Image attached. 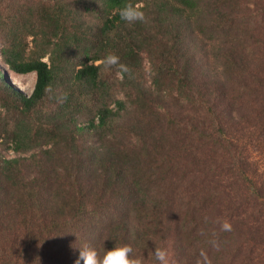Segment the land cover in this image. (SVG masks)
Wrapping results in <instances>:
<instances>
[{
    "label": "trees",
    "instance_id": "1",
    "mask_svg": "<svg viewBox=\"0 0 264 264\" xmlns=\"http://www.w3.org/2000/svg\"><path fill=\"white\" fill-rule=\"evenodd\" d=\"M0 62V264H264V0H0Z\"/></svg>",
    "mask_w": 264,
    "mask_h": 264
},
{
    "label": "clouds",
    "instance_id": "2",
    "mask_svg": "<svg viewBox=\"0 0 264 264\" xmlns=\"http://www.w3.org/2000/svg\"><path fill=\"white\" fill-rule=\"evenodd\" d=\"M118 13L121 20L130 24L137 21L143 22L146 18L145 13L141 10V6L131 2H127L121 6ZM96 63L103 65L105 71L115 67L117 69V75L130 72V69L126 65L120 63V57L113 52H109L103 59L98 60ZM8 80L11 84L24 92L13 80L10 78H8ZM47 90H50V86ZM64 99H66V94L61 98V102H63ZM222 227L226 231L231 230V225L228 222H224ZM133 252V248L125 244L116 246L112 250H107L101 256L94 247L85 245L82 249H79V257L76 260V264H81V261L83 264H145V257L135 256ZM152 254L159 264H168L166 249L155 248Z\"/></svg>",
    "mask_w": 264,
    "mask_h": 264
},
{
    "label": "rangeland",
    "instance_id": "3",
    "mask_svg": "<svg viewBox=\"0 0 264 264\" xmlns=\"http://www.w3.org/2000/svg\"><path fill=\"white\" fill-rule=\"evenodd\" d=\"M0 69L3 70L7 77L10 78L11 80H15L14 78H18L20 81L18 80H15V81H18L20 83V88L21 87H25L24 85H26V90H24V93L27 94V95H31L33 90H34V87H35V84H36V74L35 73H31V74H27V75H18V74H15L14 72H12L8 66H6L5 64L1 63L0 62ZM19 87V86H18ZM5 156L7 158H14L15 157V154L13 152H6L5 153Z\"/></svg>",
    "mask_w": 264,
    "mask_h": 264
},
{
    "label": "bare ground",
    "instance_id": "4",
    "mask_svg": "<svg viewBox=\"0 0 264 264\" xmlns=\"http://www.w3.org/2000/svg\"><path fill=\"white\" fill-rule=\"evenodd\" d=\"M14 79L20 81L18 78H14ZM15 80H13V82H14L17 86L20 87V83H19L18 81H15ZM24 86L26 87V85H24ZM25 87H21V88L24 89V90H26Z\"/></svg>",
    "mask_w": 264,
    "mask_h": 264
}]
</instances>
